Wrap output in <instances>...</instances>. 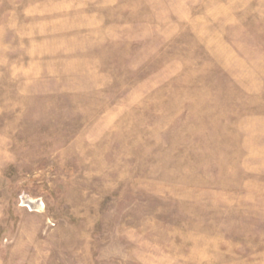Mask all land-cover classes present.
<instances>
[{"label":"rangeland","instance_id":"obj_1","mask_svg":"<svg viewBox=\"0 0 264 264\" xmlns=\"http://www.w3.org/2000/svg\"><path fill=\"white\" fill-rule=\"evenodd\" d=\"M0 264H264V0H0Z\"/></svg>","mask_w":264,"mask_h":264}]
</instances>
